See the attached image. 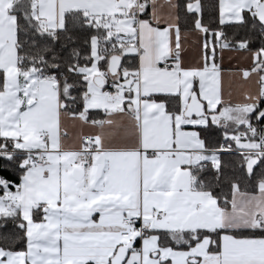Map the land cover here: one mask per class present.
Wrapping results in <instances>:
<instances>
[{
	"label": "snow or ice",
	"instance_id": "6c2138e0",
	"mask_svg": "<svg viewBox=\"0 0 264 264\" xmlns=\"http://www.w3.org/2000/svg\"><path fill=\"white\" fill-rule=\"evenodd\" d=\"M0 264H264V0H0Z\"/></svg>",
	"mask_w": 264,
	"mask_h": 264
}]
</instances>
